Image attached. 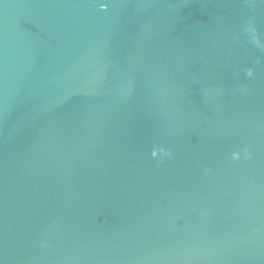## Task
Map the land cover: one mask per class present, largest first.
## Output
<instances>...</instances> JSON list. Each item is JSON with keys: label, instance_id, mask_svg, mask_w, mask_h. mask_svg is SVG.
Masks as SVG:
<instances>
[{"label": "water", "instance_id": "water-1", "mask_svg": "<svg viewBox=\"0 0 264 264\" xmlns=\"http://www.w3.org/2000/svg\"><path fill=\"white\" fill-rule=\"evenodd\" d=\"M0 264H264V0H0Z\"/></svg>", "mask_w": 264, "mask_h": 264}]
</instances>
